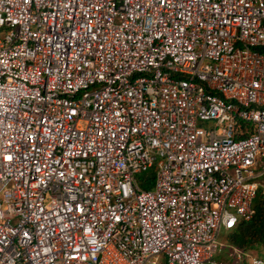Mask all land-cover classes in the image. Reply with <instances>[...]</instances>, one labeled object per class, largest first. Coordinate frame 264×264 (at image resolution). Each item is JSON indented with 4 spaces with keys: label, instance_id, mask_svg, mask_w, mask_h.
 Segmentation results:
<instances>
[{
    "label": "built area",
    "instance_id": "1",
    "mask_svg": "<svg viewBox=\"0 0 264 264\" xmlns=\"http://www.w3.org/2000/svg\"><path fill=\"white\" fill-rule=\"evenodd\" d=\"M258 191L264 0H0V264H218Z\"/></svg>",
    "mask_w": 264,
    "mask_h": 264
},
{
    "label": "trees",
    "instance_id": "2",
    "mask_svg": "<svg viewBox=\"0 0 264 264\" xmlns=\"http://www.w3.org/2000/svg\"><path fill=\"white\" fill-rule=\"evenodd\" d=\"M247 126V124L238 121L236 124V130L234 136L239 137L240 130ZM138 178L140 185L143 189H150L153 186V174L148 175L147 172L141 173ZM148 175V176H147ZM254 212L252 216L247 220H240L237 224L228 231L221 232L226 245L222 252H217L214 258L218 261L221 258H225L227 262H230L229 256L226 255L228 249L237 248L243 252H249L255 254L256 257L264 259V196L257 192L256 197L253 200ZM219 235V237H220ZM243 264H247L246 258H243ZM219 263V262H218Z\"/></svg>",
    "mask_w": 264,
    "mask_h": 264
},
{
    "label": "rangeland",
    "instance_id": "3",
    "mask_svg": "<svg viewBox=\"0 0 264 264\" xmlns=\"http://www.w3.org/2000/svg\"><path fill=\"white\" fill-rule=\"evenodd\" d=\"M150 173L154 174L153 173V169H151V170L148 171V175H150ZM140 175H142V174L141 173L138 174V176H140ZM221 232H224V230H222ZM219 242L223 244L221 246V250L223 251L224 248H225L224 245H226L225 240H224V234H223V236L220 235ZM221 250L219 251V253L222 252ZM239 250L240 249H237V248L228 249L226 255L229 256L230 262H227L226 259L223 257V258H221L220 261L218 260V262H219L218 264H243V263H245L242 260L243 259V256L240 255ZM254 256H255V254H253V253H250L249 254V252H247V255L245 256L246 261H247V264H250L251 263L250 262V259H251V257H254Z\"/></svg>",
    "mask_w": 264,
    "mask_h": 264
}]
</instances>
